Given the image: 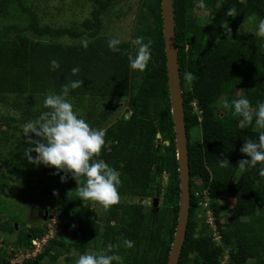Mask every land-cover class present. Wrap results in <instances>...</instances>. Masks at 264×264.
<instances>
[{"label":"trees","instance_id":"obj_1","mask_svg":"<svg viewBox=\"0 0 264 264\" xmlns=\"http://www.w3.org/2000/svg\"><path fill=\"white\" fill-rule=\"evenodd\" d=\"M96 1L97 7L89 19L79 26L61 28L42 24L39 15L23 10L19 0L0 2V18L13 22L0 29V107L6 110L12 104L13 113L30 116L19 119L7 115L0 121V126L6 127L3 131L0 127V165L15 172L41 171L45 176L54 172H48L50 167L34 166L27 161L24 156L26 138L21 127L46 110L33 98L43 101L47 93H59L63 84L79 79L83 81L81 88L70 90L68 96L74 109L85 100L92 101L93 106L129 96V118L103 128L105 145L96 158L119 172L120 197H161L163 208L157 216L153 207L146 212L139 204L112 205L106 210L110 221L118 217L116 224L109 222L101 228L91 219L84 220L77 225L78 230L70 227L63 235L58 233L41 254L22 264H47L51 261L47 257L56 260L60 247H66L75 237L99 238L100 249L116 245L112 252L121 256L123 264H167L174 241L180 178L161 0L150 1L154 26L149 39L152 42L151 60L132 94L129 91V48L120 43V51H111L107 46L109 38L101 36V16L108 10L111 0ZM173 1L191 193L186 239L178 264H219L221 246L230 251L229 264H264V177L257 174L259 165L245 171L236 168L240 160L247 159L240 152L244 140H255L264 130H257L254 122L240 124V118L232 116L230 110L220 113L218 107L222 97L231 100L236 90L243 91L242 95L249 99L253 111L257 101L264 100V37L248 33L237 41L231 39L250 17L264 18V0H205L204 8L198 6L208 13L200 33L195 31L196 21L191 14L198 1ZM229 8L236 9L233 17L225 14ZM221 21L228 24L230 32L220 27ZM63 39L72 42H58ZM53 59L60 67L50 70ZM73 67L80 69L75 76L71 72ZM186 72L193 76L190 82L185 80ZM187 84L189 88H185ZM193 102L197 103L200 114L193 112ZM106 106L101 119L113 112L112 106ZM93 110L87 115L90 125L98 120L93 121ZM13 126L19 134L12 132ZM195 128L200 133L196 139L193 138ZM31 155L35 156L34 153ZM217 159H227L230 166L219 167ZM165 172L169 173V182L162 188L159 179ZM5 184L6 178L0 174L1 191ZM76 187L75 180L67 177L58 195L60 203L67 202L65 193L73 192ZM205 191L217 232L221 235V246L213 240L214 232L206 224L205 211L199 206ZM45 192L54 197L48 189ZM221 198L233 200L232 207L222 206ZM212 199L218 201L215 207L211 204ZM221 211L225 213L224 223L220 221ZM57 223L62 226L64 219L58 218ZM47 232L35 227L30 231L31 239L42 238ZM21 237L10 245L14 248L11 257L31 244V239ZM125 238L133 242L132 248L123 246ZM5 243L0 241V264L10 261L3 248Z\"/></svg>","mask_w":264,"mask_h":264},{"label":"rangeland","instance_id":"obj_2","mask_svg":"<svg viewBox=\"0 0 264 264\" xmlns=\"http://www.w3.org/2000/svg\"><path fill=\"white\" fill-rule=\"evenodd\" d=\"M2 0H0L1 2ZM23 10L34 11L39 15L42 24L50 25L54 28L61 27H73L79 26L85 20L90 18L91 13L97 7L96 0H19ZM107 2V0H98ZM151 0H111V4L108 10L101 16V36L106 38H118L121 43L125 44L129 48L130 55H135L137 46L133 41L138 37H144L145 41H148L153 35V18L150 12ZM198 1V0H197ZM190 12V11H189ZM191 14L195 17L196 25L195 31L200 33L208 18V13L201 11L198 8V2L196 7L191 9ZM13 23L8 18H0V29L3 26ZM258 20L256 18L249 19L244 25H242L238 31L231 35V39L237 41L243 34H256ZM258 36V35H257ZM59 43L68 44L72 41L69 39L59 40ZM77 43V42H75ZM142 71L133 70L130 71V94L135 92V87L141 81ZM185 88H189L187 84ZM128 98H113L103 103H97L92 106V101L85 100L83 103L75 106V111L87 122L88 112L92 110L93 121L91 124L94 128L103 129L111 124L126 120L130 116V111L127 109ZM225 99L222 97L218 102L219 112L224 110L220 104V101ZM34 101H40L43 105V101L37 97L33 98ZM72 103V101L70 102ZM113 107V112L109 114L105 119H101V113H104L105 108L108 105ZM74 106V104L72 103ZM192 110L196 114L201 112L198 109L197 103L193 102ZM11 110V111H10ZM15 116L19 119L30 116H21V113H13L12 104L10 109L4 110L0 107V121L5 120L8 116ZM2 124L0 127H3ZM16 126L11 128L13 133L19 134L14 130ZM23 127V126H22ZM21 127V128H22ZM257 130V127H255ZM20 130V127H17ZM6 130V127L1 128V131ZM200 136L199 129L193 130V138ZM159 138V137H158ZM47 176L41 171L24 172V171H11L3 168L0 165V174L6 178L5 189L0 190V241L6 242L3 244L4 250L8 253L7 258H10L8 264H22L21 260L15 261L11 253L14 248L10 245L15 243L19 237L23 240L31 239L30 231L35 227L42 228L55 232V230L62 232L64 230L73 228L78 230L77 225H80L82 221L91 219L99 223L100 227H105L109 222L116 224L118 217L113 221H110V214L102 206L92 201H80L73 192L65 193L67 202L60 203L59 192L63 188V182H61L60 176L62 173H56V169L51 168L48 170ZM161 187L165 186L169 182V173L165 172L160 177ZM199 182V181H197ZM45 189H48L54 197L50 196ZM159 203L156 208L153 207V198H138V197H121L119 203L123 204H139L145 208V211H149L151 207L156 211L157 216L162 207V198H159ZM217 199H212L211 204L213 207L217 205ZM220 204L225 208L230 209L233 205V200H226L221 198ZM48 212V213H47ZM47 213V214H45ZM52 216V218H50ZM224 211L220 212V221H225ZM46 217V220L43 219ZM64 219V224L61 226L57 223L58 218ZM69 219V220H68ZM60 225V226H57ZM72 225V226H70ZM14 226V230H12ZM17 226V229L16 227ZM64 228V229H63ZM102 231V230H101ZM228 232V230L226 229ZM79 232V231H77ZM66 234V233H65ZM80 232L78 233L79 236ZM59 235V234H57ZM61 237V236H60ZM1 245V244H0ZM10 246V247H9ZM99 238L97 240H91L89 237L86 239L75 237V239L69 241L67 246H61L58 252V258L56 260L48 258L51 261L47 264H75L76 260L81 254L93 253L100 250ZM55 253V252H54ZM19 254V253H17ZM53 260V261H52ZM253 264V262H252Z\"/></svg>","mask_w":264,"mask_h":264},{"label":"clouds","instance_id":"obj_3","mask_svg":"<svg viewBox=\"0 0 264 264\" xmlns=\"http://www.w3.org/2000/svg\"><path fill=\"white\" fill-rule=\"evenodd\" d=\"M198 6L204 8L205 0H198ZM235 13V8H229L225 14L233 17ZM220 27L230 32L226 22L221 21ZM256 34L264 37V18L258 20ZM120 43V39L110 38L107 46L109 50L118 52ZM133 43L137 49L134 56L128 57L129 67L143 71L151 60L152 42L138 36ZM59 67L57 60L50 61V70ZM79 71L78 67L71 70L73 76ZM192 79V74L186 72L185 80L190 82ZM82 82L79 79L69 80L61 86L59 93L50 92L45 95L43 108L46 110L22 127L27 144L24 156L34 166L54 168L57 170L54 174L64 173L60 176L61 182L69 176L75 180L77 187L73 192L78 200L92 201L107 209L120 201L118 189L121 180L114 167L96 158L105 145V131L92 127L79 116L68 99L70 90L81 88ZM242 93V90H236L231 100H221L222 109L230 110L232 116L239 117L240 124L251 125L254 122L258 129L264 130V100L257 101L253 111L249 99ZM240 152L247 159L240 160L236 168L245 171L259 165L257 174L264 177V131L255 140L245 139ZM33 153L35 156L31 155ZM216 162L221 168L230 166L227 159H217ZM122 244L126 248L133 247V242L127 238L123 239ZM114 247L117 246L108 245L107 249L81 254L75 264H123L121 256L112 252Z\"/></svg>","mask_w":264,"mask_h":264},{"label":"water","instance_id":"obj_4","mask_svg":"<svg viewBox=\"0 0 264 264\" xmlns=\"http://www.w3.org/2000/svg\"><path fill=\"white\" fill-rule=\"evenodd\" d=\"M161 8L166 65L168 71V86L176 137L177 161L179 166L180 178V203L178 223L167 264H178L186 239L191 205L188 136L185 124V112L178 65L174 1L161 0ZM158 137L160 138V136ZM159 201V198L153 199L154 208L158 206ZM50 218H52V216ZM43 219L46 220V217H43ZM15 227L17 229V226Z\"/></svg>","mask_w":264,"mask_h":264},{"label":"built area","instance_id":"obj_5","mask_svg":"<svg viewBox=\"0 0 264 264\" xmlns=\"http://www.w3.org/2000/svg\"><path fill=\"white\" fill-rule=\"evenodd\" d=\"M199 193L197 194V196ZM204 200H201L199 202V206L205 211V217H206V224L212 229L214 232L213 240L217 243V245L221 242V235L217 232V227L214 222V214L213 209L211 208L208 200V193L205 191L203 192ZM54 231V230H53ZM52 230L47 232L42 238H34L31 239V244L28 247H23L22 252L19 254H15L14 258L15 261L21 260L22 262L26 259L35 258L39 254H41L44 250V248L48 245L49 241L53 239L59 231L55 230L53 232ZM221 246V245H219ZM222 253L219 257V264H229L230 263V251L223 246H221Z\"/></svg>","mask_w":264,"mask_h":264}]
</instances>
